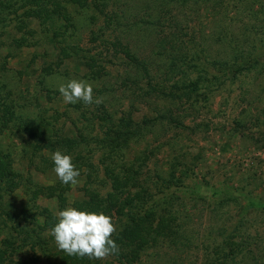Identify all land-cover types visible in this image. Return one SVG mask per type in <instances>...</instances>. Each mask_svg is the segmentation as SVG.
<instances>
[{
  "label": "rangeland",
  "instance_id": "1",
  "mask_svg": "<svg viewBox=\"0 0 264 264\" xmlns=\"http://www.w3.org/2000/svg\"><path fill=\"white\" fill-rule=\"evenodd\" d=\"M170 1L165 3L164 11L176 8L171 7ZM199 1L179 7L178 15L184 17L192 32L203 34L207 42L216 46L234 40L231 30L241 35L244 27H258L264 20V9L256 14L257 6L264 0H210L208 4ZM79 16L76 22L83 26L67 44L78 43L85 55L92 56L91 68L79 59H61L58 47L43 39L35 20L19 24L12 15H1L0 19V83L5 82L25 115L40 114L44 121L61 128L63 136L73 138L80 133L87 140L94 137L102 141L106 134L112 139L125 130H140L125 146L118 143L113 149L108 145L101 149L100 144L90 141L77 147L72 156L77 157L75 163L81 171L78 179L83 183L69 185L63 192V210L83 200L86 187L102 195L106 193L108 185L102 167L97 164L104 155L109 158L108 167L116 168L115 171H121L122 165L137 172V179L148 188L151 201L160 207L170 195L178 198L168 199L167 205L177 216L180 237L172 245L147 250L134 264H157L155 253L160 254L159 264H221L222 255L231 254V248L233 253L252 251L253 256L264 255V75L256 78L257 70L251 69L233 79L227 73L220 88L204 98L190 97L188 102L152 94L142 87L145 80L141 73L113 55L105 43L108 30H98L103 26L102 20L91 21L87 26L88 22L83 24L84 15ZM93 36L94 41H90ZM92 69L101 77L90 79ZM72 79L90 82L93 100L100 102L65 104L58 85ZM100 103L109 120L93 118L100 116ZM16 134L14 128L0 134V150L21 176L20 188L4 197L0 216L8 211L16 215L27 201L32 185L52 186L58 180L53 167L42 165L40 160L39 153L49 159L52 153H32L28 138ZM85 160L93 165V170L85 168ZM89 170L91 176L87 178ZM33 205L45 207L57 216L59 203L55 198H41ZM15 235L22 236L13 234L8 225L0 222V241ZM43 236L47 238L48 232ZM239 236L243 245L235 248L229 242L225 248L223 239L238 241ZM53 246L57 247L51 240L50 251L57 250ZM20 253L29 258V248ZM37 257L30 259L36 264L48 260L39 252ZM237 261L236 258L233 264ZM98 264L124 262L111 256Z\"/></svg>",
  "mask_w": 264,
  "mask_h": 264
},
{
  "label": "trees",
  "instance_id": "2",
  "mask_svg": "<svg viewBox=\"0 0 264 264\" xmlns=\"http://www.w3.org/2000/svg\"><path fill=\"white\" fill-rule=\"evenodd\" d=\"M170 2L171 7H176L172 11L163 9L168 0H0V19L1 15H12L19 24L35 20L43 39L45 38L52 47H58L61 59H79L89 68L90 63L94 62L93 57L85 55L78 43L67 44V40L75 37L81 30L83 25L76 22L80 14L84 15L83 24L88 22L87 26L91 25V21L94 23L101 19L103 26L98 30H108L105 43L113 50V55L116 54L118 60L122 61L120 63L133 66L141 73L145 80L142 87L146 91L163 97L183 99L185 102H188L190 97L204 98L208 93L220 88L221 79L227 78V73L233 79L251 69L257 70L254 73L256 78L264 75V20L258 23L261 24L258 27H244L241 35H235L231 30L230 37L234 40L229 43L219 42L216 46L211 41L207 42L203 34L192 32L193 28H188L184 17L178 15L179 7H187L196 0ZM199 2L208 4L210 0ZM262 4L257 6L256 14L262 13ZM16 30L19 32L21 29L17 27ZM240 37L252 40L240 41ZM255 39L258 41L255 42ZM89 40L94 41V36ZM89 77L98 79L101 76L95 75L92 69ZM121 83L124 86L125 79ZM201 88L204 91H200ZM98 106L100 116L93 118L97 121L109 120L104 105L100 103ZM20 109L22 108L12 97L10 89H6L5 82H1L0 134L14 128L18 135L28 138L32 153H53L59 150L73 157L72 154L76 153L79 145H88L90 141H94L100 144L98 148L102 149L108 145L113 149L118 143L128 145L140 132L138 128L125 130L115 134L112 139H108L106 134L102 141L94 137L87 140L80 133L72 138L63 136L61 128L57 129L44 121L40 114L30 117ZM130 118L128 121H131ZM39 154L42 165L54 167L52 160L45 154ZM107 160L109 158L104 155L97 160L108 185L106 193L102 195L86 187L83 189L84 199L76 201L74 208L102 212L110 216L116 227L112 239L119 246V253L114 257L122 260L124 264H134L140 261L147 250L155 251L158 245L162 247L167 243L172 245L180 237L177 216L167 205L168 199H175L177 196L170 195L163 207H160L155 201H151L148 188L143 187L137 179V172L131 170V167L124 169L122 165H119L121 171H115L116 168L108 167ZM75 161L77 157L74 156L72 162L79 170L80 166L76 165ZM84 166L93 170V165L88 164L87 160ZM90 170L87 172V178L91 176ZM20 184L21 176L12 169L7 154L0 150V206L4 205V197L19 189ZM32 186L27 193V201L16 215L8 211L3 217L0 216L3 226L8 225L13 234L22 235H15L13 239L3 237L0 241V264H36L32 261L34 259L30 258L36 259L38 252L48 259L45 264H98L99 260L70 257L57 247L53 246L57 249L53 251L48 247L51 240L54 241L50 230L58 222V217L47 208L33 204L41 198H55L59 203L58 211H62L65 199L63 192L69 189V185H63L57 180L52 186ZM46 231L49 234L47 238L43 236ZM237 235L235 237H238ZM241 238L239 236L238 241L231 239L227 242L223 239L222 243L225 248L229 242L236 248L240 244L243 245ZM25 248H29V258H26L27 255L20 256V252ZM233 251L235 250L231 248V254L222 255L221 264H233L236 258V264H264L262 254L253 256L252 251ZM155 255L159 264L160 254ZM37 260L39 261L38 257Z\"/></svg>",
  "mask_w": 264,
  "mask_h": 264
},
{
  "label": "clouds",
  "instance_id": "3",
  "mask_svg": "<svg viewBox=\"0 0 264 264\" xmlns=\"http://www.w3.org/2000/svg\"><path fill=\"white\" fill-rule=\"evenodd\" d=\"M65 104L83 102L84 105L99 103L93 100V85L85 80L72 79L58 85ZM55 177L63 185L73 187L83 183L70 155L57 150L50 156ZM87 171L86 169L84 170ZM71 203V201H70ZM58 222L50 230L57 248L70 257L105 260L119 253V246L112 239L116 227L112 218L104 213H95L67 207L56 213Z\"/></svg>",
  "mask_w": 264,
  "mask_h": 264
}]
</instances>
